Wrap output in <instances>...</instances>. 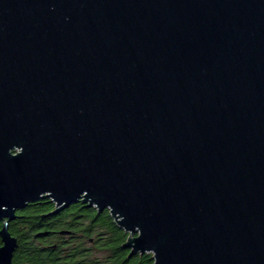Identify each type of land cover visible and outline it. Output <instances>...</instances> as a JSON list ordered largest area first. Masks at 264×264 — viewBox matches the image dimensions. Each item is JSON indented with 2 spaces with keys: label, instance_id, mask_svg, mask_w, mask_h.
<instances>
[{
  "label": "water",
  "instance_id": "obj_1",
  "mask_svg": "<svg viewBox=\"0 0 264 264\" xmlns=\"http://www.w3.org/2000/svg\"><path fill=\"white\" fill-rule=\"evenodd\" d=\"M45 199L130 258L264 264V0H0V264Z\"/></svg>",
  "mask_w": 264,
  "mask_h": 264
},
{
  "label": "trees",
  "instance_id": "obj_2",
  "mask_svg": "<svg viewBox=\"0 0 264 264\" xmlns=\"http://www.w3.org/2000/svg\"><path fill=\"white\" fill-rule=\"evenodd\" d=\"M55 209L45 199L17 212L9 224L18 241L13 264H154L152 254L130 258L125 247L130 234L108 210L99 212L82 202L57 214ZM3 225L0 221V231Z\"/></svg>",
  "mask_w": 264,
  "mask_h": 264
}]
</instances>
